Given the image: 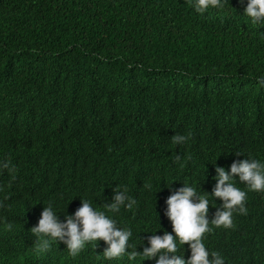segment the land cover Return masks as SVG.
I'll return each instance as SVG.
<instances>
[{
  "label": "trees",
  "instance_id": "1",
  "mask_svg": "<svg viewBox=\"0 0 264 264\" xmlns=\"http://www.w3.org/2000/svg\"><path fill=\"white\" fill-rule=\"evenodd\" d=\"M247 2L198 13L192 0H0V162L13 166L0 171V264H15L4 237L29 228L26 216H41L45 204L74 214L82 199L131 229L142 252L149 236L173 233L172 191L195 187L213 214L223 203L210 195L216 166L230 171L249 155L264 162V23L244 13ZM52 164L60 182L41 188ZM234 183L247 192L248 213L225 229L233 243L209 233L205 246L235 264H264V192ZM117 186L133 209L104 208ZM20 201L24 214L13 206ZM156 259L93 250L50 264ZM42 262L29 252L20 264Z\"/></svg>",
  "mask_w": 264,
  "mask_h": 264
},
{
  "label": "clouds",
  "instance_id": "2",
  "mask_svg": "<svg viewBox=\"0 0 264 264\" xmlns=\"http://www.w3.org/2000/svg\"><path fill=\"white\" fill-rule=\"evenodd\" d=\"M192 6L198 13H204L210 7L224 8L225 0H192ZM244 13L254 24L264 23V0H248ZM258 83L264 86V77H260ZM190 136L191 133L188 136L175 134L171 137L172 143L184 144ZM175 159L179 161L180 156L177 155ZM5 169L10 172L13 170L10 161L0 162V171ZM215 171L217 182L210 195L223 201L220 208L212 214L208 196L184 183L183 187L172 191L166 200V215L172 223L174 234L165 231L162 236H149L150 247H144L142 252L129 243L133 235L131 229L118 227L117 221L105 211L96 210L90 201L82 199V206L74 214L72 209L67 212L69 204L62 207L45 204L41 206V216L34 215L33 220L26 216V221L31 224L29 228H23L19 236L6 232L4 239L13 247L11 258L15 264H20L29 252L36 256L41 253L42 264H50L59 255L77 259L99 250L107 260L123 258L127 254L129 260H135L138 256L143 259L158 256L156 264H235L224 258V253L210 250L212 246L207 249L204 239L207 234L213 233L215 244L216 241L233 243L230 230L225 229L235 227L234 214L248 213L247 192L236 186L235 177L238 176L250 191L264 192V162L249 155V159L234 161L230 171L220 166H216ZM43 174L47 186L40 185L41 188L60 182L59 166L52 164ZM114 191L112 202L104 205L107 212L118 213L121 207L133 209L137 201L128 195L126 186L122 190L117 186ZM13 206L19 207L23 213L22 201ZM0 207H4L3 202H0ZM5 227L12 230L13 225L6 223ZM24 232H28L29 240L24 237ZM225 237L228 241H224Z\"/></svg>",
  "mask_w": 264,
  "mask_h": 264
}]
</instances>
